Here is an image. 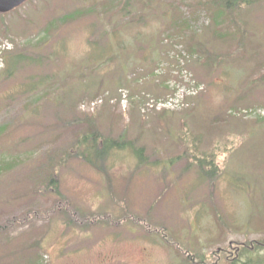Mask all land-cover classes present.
<instances>
[{
    "label": "rangeland",
    "instance_id": "rangeland-1",
    "mask_svg": "<svg viewBox=\"0 0 264 264\" xmlns=\"http://www.w3.org/2000/svg\"><path fill=\"white\" fill-rule=\"evenodd\" d=\"M190 1L130 0L121 11L119 0H28L1 13L0 34L15 38L16 47L0 68V264H42L45 252L54 264H190L185 254L196 259L191 264H264V251L235 258L240 242L264 237V120L244 111L264 106V81H257L264 70V0L224 16L230 27L220 30L205 7ZM42 32L44 38L29 41ZM238 39L243 44L235 49ZM106 45L110 56L99 59ZM183 45L194 55L190 71L206 88L191 99L195 108L166 120L193 112L189 122L195 131L204 128L205 146L215 138L212 153L225 169L217 179L236 191L232 204L221 199L228 206L218 205L209 182L175 186L159 172L155 190L157 180L138 166L125 191L129 143L106 153L102 171L80 158L89 143L74 144L88 123L135 145L139 120L157 117L168 125L165 113L144 117L108 103L90 113L80 104L120 86L162 96V82L175 71L153 78L152 70ZM180 164L173 167L177 179ZM196 201L207 208L192 222ZM40 234L50 241L46 250L42 243L23 248Z\"/></svg>",
    "mask_w": 264,
    "mask_h": 264
},
{
    "label": "crops",
    "instance_id": "crops-1",
    "mask_svg": "<svg viewBox=\"0 0 264 264\" xmlns=\"http://www.w3.org/2000/svg\"><path fill=\"white\" fill-rule=\"evenodd\" d=\"M137 109V106H134L133 109ZM138 110V109H137ZM194 110V109H193ZM184 117L177 119L178 122L172 121L171 123L167 122L168 117L174 116V113H166V122L168 125H166L164 122H161V118L154 117L155 119L147 120H139L140 125L142 128L139 129L137 135L138 138L141 136V142L140 148L138 150L130 149L129 151V161L126 163V168L124 171L128 173V179L125 181V187L124 190L129 189V183H130V172L133 170L135 166H138V170L146 173L148 175H152L156 180L157 183L153 186V189L157 190L159 188L158 186V176L154 173L163 172V178L169 180H177L175 186H180L182 182H187V185H191L189 180H195L199 181L196 183L198 186H206V182H209L210 186L213 185L215 187L214 193L215 197H217L218 205L220 206H228V204L222 203L221 199L226 197V200L230 202L231 204L234 201L235 198V190L229 191L226 190L224 187V184L227 183L225 181H221L219 179H216L214 181H208V177L205 176L202 172V170L199 167L200 159H204L205 153L210 151L212 146L216 143L215 138L212 139L210 137L209 140L211 144H208L205 146L206 143H208V140L205 135L204 129L202 131H195L194 125H192L189 122V118L194 117V113L192 112V115H189L191 112H184ZM152 114H149L144 117H148ZM135 117V115H132ZM155 116V115H154ZM172 119V118H171ZM161 120V121H160ZM151 123H154V129H151ZM159 123V124H157ZM198 126V125H196ZM204 134V135H203ZM153 137V138H150ZM208 148L206 150L205 148ZM127 152V151H126ZM178 160H182L183 164H180V168L184 169L178 177V174H175L173 172V167H175V164L178 162ZM192 168V171L190 173L186 172L185 170H189ZM173 174L172 176L166 174V173ZM114 177L119 179L120 175H116L114 173ZM112 176V175H111ZM110 184L112 182L111 177L107 180ZM150 188L152 183H149ZM233 186V183L231 184ZM121 188V187H120ZM128 194V193H127ZM130 195V194H129ZM210 197H212V193L209 194ZM160 196V193L157 194V197ZM127 198V195L126 197ZM156 199V198H155ZM126 201V200H125ZM198 202V213L194 212L193 214L190 213L189 220L192 221V217L197 216L200 214L201 210L207 207H201V202ZM194 202V203H196ZM193 203V204H194ZM230 204V205H231ZM139 205V204H138ZM141 206V205H140ZM139 206V207H140ZM151 208V206H150ZM129 211L127 208L124 209V213ZM216 219V218H215ZM186 222L187 219H183ZM161 222V221H160ZM193 222V221H192ZM198 224V221L196 222ZM217 224V220H216ZM198 225H201L200 223ZM140 232H138V238L139 241L146 243V235H144V241L141 240V237H139ZM138 241V242H139ZM195 240H191V243L189 246L192 249L196 250L195 247ZM202 247H205L204 244L199 247V249H202Z\"/></svg>",
    "mask_w": 264,
    "mask_h": 264
},
{
    "label": "trees",
    "instance_id": "trees-1",
    "mask_svg": "<svg viewBox=\"0 0 264 264\" xmlns=\"http://www.w3.org/2000/svg\"><path fill=\"white\" fill-rule=\"evenodd\" d=\"M113 1V0H112ZM184 1V0H182ZM256 0H210V2H214L216 6H223L225 4V7L227 9V11L229 12H233L236 9H240L241 7H244L246 5H250L252 2H254ZM120 7L118 10H125V8H127L129 6L130 0H119ZM106 3V2H105ZM247 3V4H245ZM189 4H192L194 7L201 5L205 8L208 7V3L204 0H194L192 3L191 1L189 2ZM211 15H215V13L211 12ZM192 36H194V34L192 33ZM238 44L240 46H242V42L240 39H238ZM239 46H237L238 48ZM191 48H194V46L192 45ZM204 58V57H203ZM258 76V80L257 81H264V71H262ZM82 140H85L86 143H89L86 147H82L81 148V152L80 155L84 156L85 160L93 163L94 161V157L92 156V153H94V156L97 157L98 154H104L106 153L109 149L113 148V147H122L123 145L129 143V144H133V142H127V141H115L113 139L110 138H104L102 137L101 133L98 132H94L91 134H84L82 136ZM78 139L75 140V143H77V145H80V143H82V141L77 142ZM117 145V146H114ZM210 166L209 168L206 169V173H211L208 174L210 175L212 178L216 177L219 173V164L217 163V161H215V159H211L210 162ZM3 227L0 226V230H2ZM5 229V228H4ZM224 248L223 247H219L215 250L214 253L218 252V251H222ZM264 249V238H256L253 240H248L245 242H240V246L238 247L237 250V254L235 255V258L240 259L242 256L247 257V254L250 252H259L261 250ZM189 259H193L192 255H188V260ZM233 264H235V262L233 261Z\"/></svg>",
    "mask_w": 264,
    "mask_h": 264
},
{
    "label": "built area",
    "instance_id": "built-area-1",
    "mask_svg": "<svg viewBox=\"0 0 264 264\" xmlns=\"http://www.w3.org/2000/svg\"><path fill=\"white\" fill-rule=\"evenodd\" d=\"M193 91L194 90H192V89L189 90V91L187 90V93H192ZM184 93H185V90L180 89L176 93L175 97L170 98L167 101H163V102H160V103H156L155 104V107H157V108H163V107H172V108H174V107H179V106H181L183 104L182 103V97H183L182 94H184Z\"/></svg>",
    "mask_w": 264,
    "mask_h": 264
},
{
    "label": "water",
    "instance_id": "water-1",
    "mask_svg": "<svg viewBox=\"0 0 264 264\" xmlns=\"http://www.w3.org/2000/svg\"><path fill=\"white\" fill-rule=\"evenodd\" d=\"M24 0H0V12H5L19 5Z\"/></svg>",
    "mask_w": 264,
    "mask_h": 264
}]
</instances>
